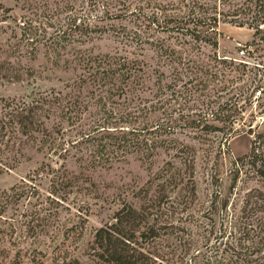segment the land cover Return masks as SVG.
I'll return each mask as SVG.
<instances>
[{"label":"trees","instance_id":"16d2710c","mask_svg":"<svg viewBox=\"0 0 264 264\" xmlns=\"http://www.w3.org/2000/svg\"><path fill=\"white\" fill-rule=\"evenodd\" d=\"M87 1L90 9L102 2L104 12L94 15L99 21H109L96 23L71 0H16L15 6L20 3L23 13L0 0V34L6 33L0 48L10 53L26 45L35 55L40 46L57 66L65 53L63 59L78 67L74 83L67 86L82 92L42 90L34 84L24 97H0V173L22 162L26 148L49 160L54 156L56 162L63 160L57 167L42 160L1 192L0 235L8 227L15 233L14 244H19L29 236L40 238L48 233L54 240L64 229L68 238L87 220L85 210L90 207L82 195L69 200L70 192L79 185L78 177L90 179L84 176L87 170L112 166L134 152L153 154L167 148L176 153L143 185L132 189L134 201L123 198L113 219L95 230L88 243L94 264H264V129L255 130L251 123L246 129L253 134L250 151L237 158L228 194L217 192L209 203L199 202L196 181L198 154L207 160L214 155L210 131L232 132L239 121L234 113L243 112L251 98L260 97L256 90L264 94V60L236 62L239 56L234 50L221 54L215 49L204 57L202 51L194 52L206 44L217 47V23L231 14V21L254 29L252 40L235 46L236 54H261L257 51L264 46V0H186L182 5L146 0L164 13L163 21L154 10L145 16L149 24L141 30L132 27L131 33L126 25L116 28L111 18L125 14L140 18L142 0L132 8L131 0ZM113 1L118 3L116 11H110ZM225 6H233V11L226 12ZM152 23L181 32L172 35L180 38L178 43L156 35ZM95 31L112 37L118 34L137 44L151 43L158 55L165 56L176 83L158 77L156 98L144 97L147 62L126 49L96 53L84 46ZM248 64L257 71L247 73ZM11 77L18 79L19 75L8 79ZM48 106L57 107L59 113L51 126L45 120L52 119ZM86 110L91 115L89 122H83L81 116ZM215 120L222 121V126ZM185 128H191V138H178L176 132ZM234 135L228 138L225 134L224 142ZM70 158L80 163L79 173L83 174L76 175L67 167L65 161ZM241 171L244 175L239 178ZM44 176L50 181L47 194L37 182ZM9 208L13 209L10 214L3 213ZM64 210L78 219L61 220ZM79 263L76 257L68 262Z\"/></svg>","mask_w":264,"mask_h":264},{"label":"rangeland","instance_id":"374dc122","mask_svg":"<svg viewBox=\"0 0 264 264\" xmlns=\"http://www.w3.org/2000/svg\"><path fill=\"white\" fill-rule=\"evenodd\" d=\"M72 4L77 6L80 10H86L89 12L91 18L98 24H105L109 21V18L98 20L94 14H102L104 7L100 2L96 6H91L87 3V0H71ZM131 8L134 4L138 3L139 0H131ZM185 3L182 0H155L156 3L173 2ZM8 5L14 6V11L23 13V8L18 3L15 6L16 0H4ZM140 4L144 5V11L137 18L135 15L125 14L123 17H112L111 22L114 23L116 28H121L120 24L126 25V30L130 31L133 28H145V24H149V20L145 17L146 14H150L152 11L158 12L157 16L160 21H163L164 13L160 9L148 4L146 0L139 1ZM118 3L113 1L111 3L110 11L117 10ZM226 12L231 13L233 6H225ZM175 10V9H174ZM119 11V10H118ZM12 12V11H11ZM173 12V10H171ZM182 14V13H181ZM226 20H219L217 23L218 38L217 47L211 45H205L202 50L195 49V53H201V55L208 56L209 53H213L216 49L219 53H230L234 50V55H237V61L244 60L245 62L251 61L253 63L257 59L264 60V46H260L261 54L256 55V52L252 55L243 54L239 52L236 54L235 46L246 43L253 38L254 29L249 27L247 24L239 25L231 21V14H227ZM1 24V23H0ZM5 24V23H4ZM157 30L155 34L159 37L167 38V41L178 43L180 38L172 36L173 34H181V32L163 30L157 27L156 24L152 23ZM10 31V28H7ZM2 33V31H1ZM6 33L3 31L0 34V47L4 44V38ZM109 33H101L95 31L92 38H88L84 46L92 48L94 52H108L126 49L131 56H137L143 58L146 62L147 72L145 75V87L143 88L142 95L146 98H156L155 91L157 89V78L162 77L164 82L173 84L175 82V74L172 72L170 65H168L165 56L158 55L155 47L144 41L143 43L137 44L132 40H123L121 35L110 36ZM126 38V37H125ZM124 38V39H125ZM187 38H190L187 35ZM24 45L17 52L6 53L0 48V97L5 98H21L30 93L34 84H37L39 88L49 89L55 88L57 90H66L70 93L77 94L78 88L74 86H67L74 83V71L78 69L74 67V62H66L63 58H66V54L62 55L60 64L54 65L51 60L48 59V54L45 49L39 46L37 54L30 53ZM67 51V50H66ZM133 52L136 54L134 55ZM247 53V52H246ZM207 59V57H205ZM53 68H50L52 67ZM247 73L253 74L256 70L252 64L245 66ZM164 73L161 75V73ZM263 72V69L260 71ZM19 75L18 79H8V76ZM179 83H182L179 80ZM176 85V84H175ZM177 87V85H176ZM140 92L139 90H137ZM264 93V91H263ZM82 94V92H79ZM256 94L260 97L255 96L251 98V102L247 104L240 113H234V116L239 118L234 125L236 129L232 132H228L224 129H218L210 131L209 137L210 142L214 143V155L211 159L207 160L202 154H198L196 163V181L199 202L209 203L210 200L215 196V193L226 195L230 192V184L232 176L235 172V167L238 164L237 158L245 155L250 151L252 133L246 131L251 123L255 130L264 129V94H259L256 90ZM197 101V100H196ZM194 103L193 101L190 102ZM198 104L200 102H197ZM198 106V105H197ZM202 109L206 110L205 105H201ZM217 107V106H215ZM50 109L52 119L45 117L48 126L52 125L55 117H58V109L55 106H48ZM90 110H94L91 106ZM199 110L198 108L194 109ZM48 112V111H47ZM83 122H89L91 115L89 111H83ZM65 126H69L65 121ZM241 122V123H239ZM243 122L246 126L242 125ZM217 126L221 127L223 122L215 120ZM260 125V126H258ZM258 126V127H257ZM191 128L182 129V131L176 132L178 138L188 139ZM188 134V135H186ZM228 135L231 138L229 142H224V135ZM26 157L16 167L9 171H3L0 173V194L3 190L9 189L13 184L20 181L23 177L31 173L37 166L40 165L42 160H49L44 158L42 153L36 152L32 148H26ZM176 149L160 148L157 153L153 154H141L134 152L130 154L126 160L118 161L107 167H97L84 172V176H88L90 179H83L78 177V187L75 186L69 194V200H73L75 195H82L83 199H86L90 207L85 210V217L87 220L79 227V230L70 232L68 238L64 234V229L59 230L58 236L52 240L48 234H43L40 238L28 237L26 241L19 244L15 243V233L10 228H6V232L0 235V264H68L70 259L79 258V264H94L92 256L88 251V243L93 238L95 230L110 222L113 219L114 211L121 205L123 198L134 201L132 196V189L143 185L150 174L155 172L166 158H169L171 154H175ZM54 156L51 163L57 167L63 161L59 159L56 162ZM67 167L73 170L76 175L83 174L81 171L80 163L75 161V158H70L65 161ZM243 171V170H242ZM239 174V178L242 177L243 172ZM81 179V180H80ZM80 180V181H79ZM253 179L249 180L252 181ZM42 192L47 194L49 188V176L43 177L37 180ZM242 182V181H241ZM252 183V182H251ZM242 185V184H241ZM238 185V188L241 187ZM13 209L9 208L7 211H3L5 214H10ZM69 217L71 220H77L78 216L64 210L60 215L61 220H65ZM68 220V218H67ZM68 223L67 221H65ZM71 223V222H69ZM68 223V224H69ZM59 245V247H56ZM66 250H69L67 254ZM19 252V253H18ZM67 255V256H66Z\"/></svg>","mask_w":264,"mask_h":264}]
</instances>
